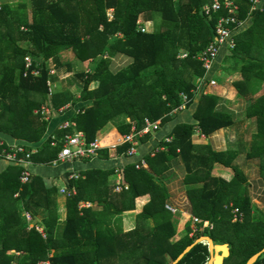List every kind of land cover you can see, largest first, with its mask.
<instances>
[{
	"label": "trees",
	"instance_id": "obj_1",
	"mask_svg": "<svg viewBox=\"0 0 264 264\" xmlns=\"http://www.w3.org/2000/svg\"><path fill=\"white\" fill-rule=\"evenodd\" d=\"M30 1L31 22L24 13L25 3H6L0 11V135L21 141L29 150L31 144L41 143L32 155L33 163L51 166L62 149L60 143L52 145L49 123L36 111L48 94L46 63L52 60L59 72V56L67 50L80 62L94 61L91 73L77 74L83 83L80 101L92 102L72 118L87 143L94 142L109 124L121 135L133 128L140 131L147 118L165 126L180 107H192L197 98L199 102L193 115L196 123L176 125L169 135L171 142L161 144L165 150L145 156L148 168L130 164L122 170L127 190L113 192L109 183L112 176L117 177L113 170H87L77 180H69L68 189L75 188L77 194L67 198L64 222L58 215V189L37 175L22 185V169L9 165L0 174V264L17 260L12 251L20 253L23 262L19 264L47 259L52 264H171L205 236L215 244L229 245L230 257L224 264H246L261 252L264 211L252 201L248 178L236 162L239 153L216 152L192 141L196 129L208 137L234 124L230 113L218 111L219 97H198V80L206 72L195 55L213 40L222 15L210 18L202 13L203 6L213 0ZM235 1L240 7L238 18H249V26L236 36L235 49L226 53L225 59L233 60L235 66L230 72L225 67V72L242 76L233 86L238 96L250 102L245 119L256 123L246 159L260 161L264 181V6L263 11L250 13L249 0ZM141 18L153 22L155 29L142 32ZM183 51L188 58L181 60L178 55ZM28 55L41 60V76L24 78ZM117 55L132 62L113 74L109 68ZM95 81L99 85L91 89ZM68 133L64 130L54 136L59 140ZM129 147L117 148L116 154L123 156ZM97 156L109 158L104 149ZM176 158L186 169L183 212L210 222L211 230L195 231L190 221L180 231L175 216L182 213L174 215L166 208L169 194L160 177ZM216 165L231 169L233 178L213 176ZM143 197L149 200L135 217L136 227L123 232L122 214L137 210V200ZM83 202L96 205L80 208ZM234 209L243 214L242 221H233ZM25 213L32 216V225L44 228L45 238L29 228ZM39 213L44 215L41 222ZM209 258L208 246L198 244L178 264H207ZM255 264H264V253Z\"/></svg>",
	"mask_w": 264,
	"mask_h": 264
},
{
	"label": "crops",
	"instance_id": "obj_2",
	"mask_svg": "<svg viewBox=\"0 0 264 264\" xmlns=\"http://www.w3.org/2000/svg\"><path fill=\"white\" fill-rule=\"evenodd\" d=\"M141 21H143V27L147 29L146 33H150L153 30L150 31L151 27V21H146L143 18L139 21L141 25ZM25 44H23V47ZM65 54H61L60 61H61V71L55 72V75L51 76L49 75L48 82H51V80L54 78L58 79V82L56 84L54 83V86L52 87V93L53 91L56 92L58 95H69L71 97H75L73 101H67L66 104H62L60 101H56L54 98L51 99L53 95L50 97L49 106L52 107L54 111V116L52 119L48 122L49 127L47 130V135H57L60 133V127L65 122H72V118L76 115V111H82L84 108H89V105L92 101H86L81 102L80 96L82 92L83 83L77 80V82H74L71 79H69V82L65 83L61 80L65 79L64 75H73L68 71L65 73V69L70 66L72 63L80 62L78 60H71L69 62H66L63 60V56ZM29 56V55H28ZM226 56V52L222 51L220 54L217 62L214 65V69L212 73L210 74V77L219 75L221 73L222 65L224 62ZM65 58V57H64ZM126 60L127 64L123 66L122 64H117L119 60ZM55 64L52 60L49 61L47 64ZM132 62L131 58L125 57L124 55H117L115 58L112 59L111 66V72L113 74L117 73L118 71L126 68L128 65H130ZM124 63V62H123ZM56 65V64H55ZM83 69L80 73H91L93 71L94 67V61L89 60L87 62H80L79 67ZM48 69V68H47ZM49 71V69H48ZM220 72V73H219ZM56 75H60L56 77ZM75 76H77L76 73H74ZM224 79H226L227 83H224L223 85H219L217 87H206L205 85L201 90L199 91L198 97H200L202 94H210L215 95L219 97V103L217 106L218 111L220 112H228L231 114L232 119L234 121V124L225 129H221L210 136L206 137L200 133L199 129L195 130V133L192 137V141L194 145H209L211 148L216 152H225L227 150H236L239 153V157L241 156L242 152L244 151L243 147H248L246 150V153L249 150L250 143L247 144V140H245V137L248 136L247 133H249V127L253 126L254 131L251 132L250 140L252 139L253 134L256 133V125L254 120L245 119L246 110L249 106V100L246 98H242L238 96V91L233 86V83L236 81H240L242 79V76L239 73L228 75L226 72H223L221 75ZM233 77V78H232ZM234 79L233 81H231ZM98 85V84H97ZM96 85V86H97ZM94 86L93 89H96L97 87ZM263 93H264V85H263ZM258 95H255L257 97ZM48 97V96H47ZM47 101V98H46ZM199 102V98H197L194 102V105L190 108H184L182 110H179L178 112H173L171 117L172 121L166 124L165 126H161L160 130L152 135L144 136L140 140V145L138 148V153L135 157L129 158V157H119L116 154V150L119 147H122L126 143H123L124 137L126 135H121L118 130L112 125L109 124L105 128H103L99 133L97 139L100 141L102 149L108 151V159L102 158V157H95L90 160H81L73 163H59L56 166H47V165H41V164H33L31 167L32 175H37L43 178L47 186L49 187H56L58 189V198H57V209H58V215L60 222H64L67 217V197L62 195L60 193V190L62 189H68V181L69 180H77L79 177H81V173L87 170H101V171H110L113 170L115 173H117L118 170L126 168V166L130 164H137L141 162L142 160L145 161V156L150 154L151 156H154L159 151H164L165 148H161V144L166 141V139L169 138L170 133L172 132L173 128L178 124H195L194 120V112L196 111L197 105ZM46 103L43 105L45 106ZM42 105V106H43ZM41 106V107H42ZM71 107V110L66 111L65 113L59 114V112L66 108ZM129 121V120H128ZM128 135V134H127ZM246 135V136H244ZM54 136V137H55ZM148 140L144 143H141L146 137H148ZM244 136V137H243ZM0 139L7 145H15V144H21L22 142L16 139H13L8 136H2L0 135ZM172 140V139H171ZM30 145V144H29ZM30 146L33 147L34 153L36 152L37 148L41 146V143H33ZM243 149V150H242ZM247 157V155H245ZM238 157V159H239ZM245 157V159H246ZM237 164H239L238 161H236ZM145 167L148 168V164L145 161ZM7 167H9V164L5 161L0 160V174L4 172ZM233 171L227 168H224L223 166L216 165L213 170V176L215 177H221L224 178L227 181H230L234 174L232 175ZM186 176V169L185 165L181 161L180 158L174 159L169 166V170L161 175L160 179L162 183L167 188L168 194H169V200L167 202V205L177 209V214L182 213V216H185L186 218L190 217L186 213L183 212L184 207L187 204L185 192H186V186L184 184V179ZM119 181V177H111L110 178V184L113 187V192H115L116 188V182ZM75 189V188H74ZM77 192V190H76ZM249 192L252 197V201L257 205L259 203L263 204L264 201V181L261 177L255 179L254 181H249ZM262 198V199H261ZM149 200L148 197H143L138 199L137 201V210L130 211L122 214L123 222L121 229L123 232H129L133 230L136 227V220L135 217L138 213L141 212L142 205L147 203ZM181 204L182 206H180ZM89 205V206H87ZM96 204H90V203H81L80 208H90L94 207ZM264 205V204H263ZM46 215V214H45ZM176 215V214H175ZM44 218V215L42 213L38 214V221L41 222V220ZM180 231L182 229L178 228ZM178 230V231H179ZM180 234V233H179ZM179 236H176V239H178ZM12 253L18 257L17 260L12 264H19V262H23L20 258V253H16L15 251H12Z\"/></svg>",
	"mask_w": 264,
	"mask_h": 264
},
{
	"label": "built area",
	"instance_id": "obj_3",
	"mask_svg": "<svg viewBox=\"0 0 264 264\" xmlns=\"http://www.w3.org/2000/svg\"><path fill=\"white\" fill-rule=\"evenodd\" d=\"M251 4L250 13L254 11H263L264 0H249ZM4 6L3 0H0V11ZM240 11L239 5L235 0H213L210 4H206L202 8V13L207 17H212L213 15L222 14L216 23L215 26V35L210 44L198 52L195 55V59L202 64L203 69L206 74L205 77L198 80L199 91L203 86L206 87H216L217 80L213 76L210 77L214 69V65L217 62L222 51L229 53L233 51L236 47V36L244 32L249 26V18L246 20H241L238 18ZM112 10L108 11V18L112 20ZM24 29V28H22ZM141 31L146 33L147 29L142 27ZM179 59L188 58V53L183 51L178 56ZM54 65V70H55ZM49 71V75H55V71ZM42 66L34 63L31 56H26L24 59V71L23 76L27 78L29 76L37 78L41 76ZM51 82H48V94L47 99L52 96V87ZM183 100L186 101L187 98L185 95H182ZM185 107H180L179 110L184 109ZM71 110V107H66L62 109L59 114L65 113L66 111ZM83 111H76V114H79ZM36 114L46 122H49L54 116V111L51 106L48 104L40 107ZM161 123L160 121H151L150 119H145L143 127L140 131H136L134 128L132 131L124 137L123 143L128 144L130 147L128 151L123 155L125 157H135L138 153V148L140 145V140L146 135H152L160 130ZM60 130H68L69 133L65 134L59 140L52 136L53 146H56L57 143L62 145V149L58 154L57 159L52 163V166H56L59 163H73L81 160H90L98 155V151L103 147L98 139L94 142L87 143L85 139V134L76 129V124L72 122H65ZM166 142H171V139H166ZM34 151L27 149L23 144L7 145L0 139V160L7 162L9 165L19 166L22 169L20 175V182L22 185L27 184L31 177V167L34 164L31 160ZM122 157V156H120ZM145 161H141L136 164L137 168L144 166ZM122 170H118L116 175L119 177V181L116 182L115 192L119 193L122 190H127L128 186L123 184ZM60 193L67 198H71L77 194L76 189L68 191L67 189L60 190ZM89 206V205H87ZM167 210L172 212L174 215L177 214V209H174L166 205ZM234 222L242 221L243 214L238 210L234 209ZM25 219L29 223V228H35L44 238L46 237L44 228L37 224L32 225L33 218L29 213H25ZM192 222V228L197 231H203L206 229L211 230L213 226L208 221H202L197 217H190ZM51 258V255L49 256ZM37 264H52L50 259L40 261Z\"/></svg>",
	"mask_w": 264,
	"mask_h": 264
},
{
	"label": "rangeland",
	"instance_id": "obj_4",
	"mask_svg": "<svg viewBox=\"0 0 264 264\" xmlns=\"http://www.w3.org/2000/svg\"><path fill=\"white\" fill-rule=\"evenodd\" d=\"M3 2H4V4H6V3H11V2H13V3H16V4H21V3H25V5H26V9L24 10V13L26 14V16H27V20L29 21V22H31V19H32V3H31V1L30 0H3ZM152 25H151V27H150V31L151 30H154L155 29V25H154V23H151ZM143 21H141V28L143 27ZM23 46V45H22ZM25 47H27V45H24ZM66 53V55L65 56H63V60L64 61H66V62H69V61H71V60H77V58H76V56H75V54L71 51V50H67V51H65V52H63L62 53V55L63 54H65ZM30 56V55H29ZM179 56V55H178ZM65 57V58H64ZM126 57V56H125ZM33 58V57H32ZM226 58V57H225ZM182 60V59H181ZM230 60V59H229ZM228 59H224V62H223V65H222V71H221V73L219 74V75H217V76H215V78H216V80L218 81L217 82V87L220 85H223L224 83H227V81H226V79H224L221 75H222V73L223 72H225V67H226V70L228 71V72H230V70L235 66V64H234V61L233 60H230L229 61ZM33 61H34V63L35 64H37V65H40V66H42V62H41V60H38V59H34L33 58ZM118 63L117 64H122L123 66H125L126 64H127V62H126V60L124 61V59L122 60H119V61H117ZM124 62V63H123ZM48 63V62H47ZM46 63V68H48L49 69V71H52V70H54V65L55 64H53L52 62H50L51 64H47ZM79 63L80 62H76V63H72L70 66H68L66 69H65V73H67L68 71H70V73L71 74H73V75H69V77L67 76V75H64L65 76V79H63V80H61V81H63V82H65V83H67V82H69V79H71L72 78V80L74 81V82H77V80L80 82L81 80L80 79H78L77 78V76H75L74 75V73H76V74H79L83 69L81 68L82 66H80L79 67ZM110 69V71H111V69H112V67H110L109 68ZM56 67H55V72H56ZM61 71V70H60ZM51 75V74H50ZM230 75H232V74H230ZM51 76H53V75H51ZM58 76H60V75H56V77H58ZM233 78V77H232ZM234 79H232L231 81H233ZM56 82H58V79L57 78H53L52 80H51V86H54V83L56 84ZM82 82V81H81ZM99 85V82L98 81H95L92 85H91V89H93V87L94 86H96V85ZM98 85L96 86V87H98ZM54 93H56V92H54L53 91V94ZM55 99L56 101H60L62 104H66V102L67 101H73L74 99H75V97H71V96H69V95H63V94H61V95H58L57 93L55 94V95H53L52 97H51V99ZM50 98H48L47 99V101L45 100L44 101V103H46V104H49V102H50V100H51ZM44 103H42V104H44ZM255 125H256V123H255ZM252 131H254V127L253 126H250L249 127V133H247V131H246V134H248V136H246V135H244V136H246L245 137V140H247V144H249L250 142H251V140H250V135H251V132ZM243 136V137H244ZM243 149H244V151L242 152V154H241V156L239 157V159H237V161L239 162V165H240V167H241V170L244 172V175H246L247 176V178H248V183H249V181H254L255 179H257V178H259V177H262V169H261V163H260V161H258V160H248V159H245V157L246 156H244V154L246 153V150L248 149V147L246 146V147H243ZM242 149V150H243ZM246 155V154H245ZM231 170V169H230ZM232 173V172H231ZM234 173H232V175H233ZM264 197V196H263ZM262 199V198H261ZM255 202V201H254ZM180 206H182L181 204H179ZM257 206L260 208V209H262L263 211H264V205L263 204H261V203H259V204H257ZM27 221V220H26ZM175 221L177 222V226H178V228H180V229H183V228H185L187 225H190V217L188 218H186L185 216H175ZM28 222V221H27Z\"/></svg>",
	"mask_w": 264,
	"mask_h": 264
},
{
	"label": "water",
	"instance_id": "obj_5",
	"mask_svg": "<svg viewBox=\"0 0 264 264\" xmlns=\"http://www.w3.org/2000/svg\"><path fill=\"white\" fill-rule=\"evenodd\" d=\"M205 244L208 246L210 258L207 264H224L225 259L230 257V248L228 244H215L210 237H201L191 246L187 247L183 253L171 264H178L196 245ZM264 253V249L248 260L246 264H255L258 258Z\"/></svg>",
	"mask_w": 264,
	"mask_h": 264
}]
</instances>
